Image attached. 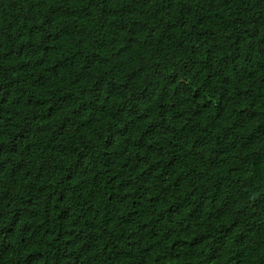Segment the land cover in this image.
<instances>
[{
    "label": "trees",
    "instance_id": "16d2710c",
    "mask_svg": "<svg viewBox=\"0 0 264 264\" xmlns=\"http://www.w3.org/2000/svg\"><path fill=\"white\" fill-rule=\"evenodd\" d=\"M0 264H264V0H0Z\"/></svg>",
    "mask_w": 264,
    "mask_h": 264
}]
</instances>
